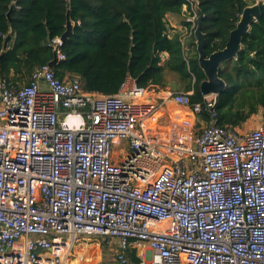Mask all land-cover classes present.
Segmentation results:
<instances>
[{
	"label": "built area",
	"instance_id": "obj_1",
	"mask_svg": "<svg viewBox=\"0 0 264 264\" xmlns=\"http://www.w3.org/2000/svg\"><path fill=\"white\" fill-rule=\"evenodd\" d=\"M192 94L129 78L103 96L49 65L0 76V264H83L97 240L117 247L94 264H264V125L219 126L218 96Z\"/></svg>",
	"mask_w": 264,
	"mask_h": 264
},
{
	"label": "trees",
	"instance_id": "obj_2",
	"mask_svg": "<svg viewBox=\"0 0 264 264\" xmlns=\"http://www.w3.org/2000/svg\"><path fill=\"white\" fill-rule=\"evenodd\" d=\"M197 1L208 57L225 49L244 9L255 3ZM186 5L185 0H0V76L20 87L30 83L36 69L52 63L51 42L65 33L70 12L73 32L61 47L65 59L52 68L58 78L79 77L85 91L112 96L129 78L150 93L172 92L170 76L173 87L193 93V105L203 104L200 85L206 77L194 34L171 36L167 20L169 14L181 15ZM9 35L11 46L4 49ZM242 43L238 56L219 69L227 84L217 97L222 127L242 129L264 114V15ZM203 118L209 122L207 113Z\"/></svg>",
	"mask_w": 264,
	"mask_h": 264
},
{
	"label": "water",
	"instance_id": "obj_3",
	"mask_svg": "<svg viewBox=\"0 0 264 264\" xmlns=\"http://www.w3.org/2000/svg\"><path fill=\"white\" fill-rule=\"evenodd\" d=\"M195 9L198 13L197 26L194 31V39L199 54L200 67L203 70L206 79L200 85V92L204 97L212 95H219L222 93L227 84L219 77V69L227 64L230 60L235 59L243 49V38L251 29V25L264 15V0H257L253 5L244 9L240 21L236 28L230 33V37L225 49L214 52L209 57L205 52L206 35L203 32L204 13L199 7L198 1L193 0ZM73 32V23L70 19V12L67 14L66 31L62 35L61 40L64 43ZM11 36L9 35L5 40L4 49L8 48ZM57 62V55L55 60L49 64L54 68Z\"/></svg>",
	"mask_w": 264,
	"mask_h": 264
},
{
	"label": "crops",
	"instance_id": "obj_4",
	"mask_svg": "<svg viewBox=\"0 0 264 264\" xmlns=\"http://www.w3.org/2000/svg\"><path fill=\"white\" fill-rule=\"evenodd\" d=\"M167 20L169 23V28H170V35L173 36L176 33L182 34L184 36H188L189 34V29L187 28V22H188V14H187V8H184L183 13L181 15H174V14H169L167 16ZM189 23V22H188ZM11 46V42L9 43L8 47ZM168 58V54H165L163 56V59L166 60ZM167 80L169 81V88H171L176 92H184L183 90L179 89V87L174 86L171 82V78L170 76L167 77ZM165 114H168V119L173 121L174 119L179 120L180 117H184L186 119H190V120H194V116L191 115V113L183 108H179L177 107L175 104H173L172 102H169L164 110ZM96 247H94V249L88 250L85 248H81L79 251L83 252V253H88V255L90 256V259L86 262H84L83 264H94L95 261H107V260H111L113 258V256L111 257H105V255L102 254V251L99 249L96 250ZM132 256H136V253H133Z\"/></svg>",
	"mask_w": 264,
	"mask_h": 264
},
{
	"label": "rangeland",
	"instance_id": "obj_5",
	"mask_svg": "<svg viewBox=\"0 0 264 264\" xmlns=\"http://www.w3.org/2000/svg\"><path fill=\"white\" fill-rule=\"evenodd\" d=\"M190 32V31H189ZM189 36V34H188ZM23 86V85H22ZM264 125V114L263 112H260L259 114L255 115L250 122L241 130H253L257 127ZM95 251L99 249L102 251V254L105 255V257H111L115 254L114 250L116 249L117 245L115 243L108 244L107 242H102L100 240L95 241Z\"/></svg>",
	"mask_w": 264,
	"mask_h": 264
}]
</instances>
